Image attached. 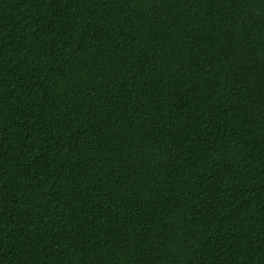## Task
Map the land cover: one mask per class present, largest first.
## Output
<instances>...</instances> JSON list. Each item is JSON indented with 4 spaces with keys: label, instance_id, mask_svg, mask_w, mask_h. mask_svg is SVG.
Segmentation results:
<instances>
[{
    "label": "trees",
    "instance_id": "obj_1",
    "mask_svg": "<svg viewBox=\"0 0 264 264\" xmlns=\"http://www.w3.org/2000/svg\"><path fill=\"white\" fill-rule=\"evenodd\" d=\"M0 264H264V0H0Z\"/></svg>",
    "mask_w": 264,
    "mask_h": 264
}]
</instances>
